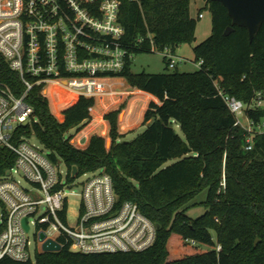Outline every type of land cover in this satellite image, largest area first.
Returning a JSON list of instances; mask_svg holds the SVG:
<instances>
[{
	"label": "trees",
	"instance_id": "16d2710c",
	"mask_svg": "<svg viewBox=\"0 0 264 264\" xmlns=\"http://www.w3.org/2000/svg\"><path fill=\"white\" fill-rule=\"evenodd\" d=\"M118 1L127 58L124 70L109 77L124 79L160 102L150 103L145 112L146 130L131 142L119 143L123 136L118 134L119 112H114L105 116L111 148L93 136L88 147L79 150L68 133L91 122L94 99L61 91L63 122L51 114L41 87L33 88L26 102L37 119L31 128L50 161L64 164L69 172L76 168L79 176L97 171L109 175L119 204L135 203L155 225L156 240L142 253L82 255L65 247L37 254L34 263L3 259L0 264H264V134L253 138L252 150H246L245 132L234 127L235 117L218 91L242 103L251 102L257 93L264 97V25L250 42L247 29L232 27L223 5L203 0L212 30L193 48L200 70L135 74L134 55L164 49L175 53L183 44H194L197 20L190 15L191 0ZM228 27L234 31L224 36ZM0 80L16 97L22 96L19 75L1 55ZM247 115L258 122L264 107ZM171 160L178 161L166 167ZM13 163L14 157L0 150V175ZM204 191L206 200L193 204ZM197 206L205 213L190 217Z\"/></svg>",
	"mask_w": 264,
	"mask_h": 264
},
{
	"label": "built area",
	"instance_id": "2783aa9c",
	"mask_svg": "<svg viewBox=\"0 0 264 264\" xmlns=\"http://www.w3.org/2000/svg\"><path fill=\"white\" fill-rule=\"evenodd\" d=\"M120 6L118 0H0V55L24 87L16 97L0 80V150L14 157L13 166L0 175V261L34 263L47 241L74 254L113 255L145 252L156 240L155 225L135 203L119 204L109 175L74 177L67 170L62 177V163L53 164L43 146L30 143L37 119L26 98L33 88L41 87L43 95L51 85L85 99L107 96L103 83L124 70L127 58ZM159 53L168 68H176L169 49ZM218 91L235 117L234 127L245 132V149L252 150L253 138L264 134V118L256 122L247 111L263 108L264 97L257 93L242 103ZM25 126L30 130H21ZM80 178H87L80 193H68ZM70 195L78 198L73 224ZM32 230L39 250L31 249Z\"/></svg>",
	"mask_w": 264,
	"mask_h": 264
},
{
	"label": "rangeland",
	"instance_id": "374dc122",
	"mask_svg": "<svg viewBox=\"0 0 264 264\" xmlns=\"http://www.w3.org/2000/svg\"><path fill=\"white\" fill-rule=\"evenodd\" d=\"M203 0H191L190 2V15L191 18L197 20V27L195 32L196 41L194 44L190 45L188 43L183 44L179 47L173 55L177 58V66L175 69H170L167 67L166 59L160 53H140L134 55L132 58L131 72L135 74L146 73L150 75H160L166 73H195L200 70V65L195 62L194 59V46L201 44L207 40L211 35L212 23H211V13L208 9H205ZM202 14L203 18L198 19V15ZM54 87L47 85L45 87V96L48 100L49 109L51 114L59 121L63 122V116L60 114V106L64 100V97L60 92H67L64 90L58 89L54 91ZM136 89L131 88L128 83L121 78H113L103 83V92L107 96H101L96 99L94 107L90 111L91 122L84 126L80 131L71 130L68 135L72 137L71 144L79 149L85 150L87 148V140L90 141L91 136H99L103 138L106 142V148L110 149L112 145V140L110 138V123L105 120V116L108 114L119 112L117 115L118 123V134L122 135L123 138L120 139L121 142H131L139 135H141L147 128V126L141 127L144 120V115L149 105L144 112V115L141 110L142 106H132V103L135 99L138 101V94ZM68 93V92H67ZM112 93L113 97L108 95ZM133 93V94H131ZM135 93V94H134ZM112 100V101H111ZM143 116V117H142ZM133 120L131 123H128L129 120ZM176 132L183 139V134L180 132L179 128H176ZM31 144H35L38 147H42L39 141L36 138H31ZM178 160L168 161L166 167L175 164ZM59 171L62 173V177L67 173V168L64 164H61ZM91 177V176H88ZM87 177V178H88ZM87 178H80L76 180L75 183L70 186L68 193L79 194L80 185ZM25 186V183H22ZM207 198V192L204 191L199 194L193 204H198L204 202ZM70 224H73L74 217L73 215L77 211L78 207V198L77 196L70 195ZM205 213L204 208L197 206L192 208L188 215L192 218H196ZM34 231L32 230L29 234L30 240L32 242L31 249H36L39 246L33 236ZM213 238L215 235L213 234Z\"/></svg>",
	"mask_w": 264,
	"mask_h": 264
},
{
	"label": "water",
	"instance_id": "95a60500",
	"mask_svg": "<svg viewBox=\"0 0 264 264\" xmlns=\"http://www.w3.org/2000/svg\"><path fill=\"white\" fill-rule=\"evenodd\" d=\"M210 2L220 3L223 5L229 17L232 20V27L245 28L249 33L250 42L259 33L261 26L264 25V0H208ZM228 27L224 36H229L234 29ZM77 169L72 170V175L77 176ZM23 226L28 230L27 220L23 221ZM44 235H41L40 240L44 241ZM42 250L44 253H58L61 251L60 246L52 241H47L43 244Z\"/></svg>",
	"mask_w": 264,
	"mask_h": 264
},
{
	"label": "crops",
	"instance_id": "0c3cea01",
	"mask_svg": "<svg viewBox=\"0 0 264 264\" xmlns=\"http://www.w3.org/2000/svg\"><path fill=\"white\" fill-rule=\"evenodd\" d=\"M202 3H203V5H204V7H205V2L204 1H202ZM137 93H140V94H138V96H139V98H138V101H139V103L137 102V99H135L134 101H133V103H132V106H142V110L140 111L141 112V115H142V113H143V115H144V112L146 111V109H147V107H148V105L150 104V103H155V104H157V105H159L160 104V102L155 98V97H153V96H151V95H149V94H146V93H143V92H140V91H137ZM131 94H133V93H131ZM143 117V116H142ZM133 120H129L128 121V123H131ZM144 126H147V125H142L141 127H144ZM122 136V135H121ZM92 137V136H91ZM91 139V138H90ZM120 141V140H119ZM118 141V142H119ZM87 144L89 143V141L87 140V142H86ZM87 147H88V145H87Z\"/></svg>",
	"mask_w": 264,
	"mask_h": 264
}]
</instances>
